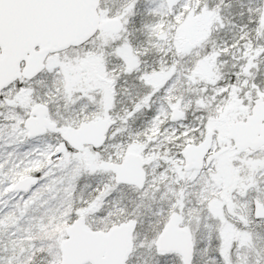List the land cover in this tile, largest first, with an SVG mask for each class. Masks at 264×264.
Returning a JSON list of instances; mask_svg holds the SVG:
<instances>
[{
  "label": "snow or ice",
  "instance_id": "6c2138e0",
  "mask_svg": "<svg viewBox=\"0 0 264 264\" xmlns=\"http://www.w3.org/2000/svg\"><path fill=\"white\" fill-rule=\"evenodd\" d=\"M0 264H264V0H0Z\"/></svg>",
  "mask_w": 264,
  "mask_h": 264
}]
</instances>
